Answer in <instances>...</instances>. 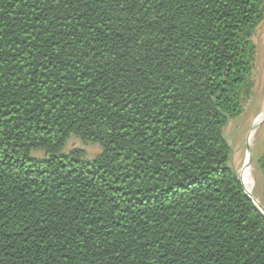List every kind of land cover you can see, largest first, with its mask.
<instances>
[{"label": "trees", "instance_id": "1", "mask_svg": "<svg viewBox=\"0 0 264 264\" xmlns=\"http://www.w3.org/2000/svg\"><path fill=\"white\" fill-rule=\"evenodd\" d=\"M263 21L264 0H0V264H264L224 137Z\"/></svg>", "mask_w": 264, "mask_h": 264}, {"label": "rangeland", "instance_id": "2", "mask_svg": "<svg viewBox=\"0 0 264 264\" xmlns=\"http://www.w3.org/2000/svg\"><path fill=\"white\" fill-rule=\"evenodd\" d=\"M253 42L257 51L249 78L250 96L244 100L242 114L231 120L224 129V137L231 150L229 166L236 172L241 181L243 168L247 167L249 169L250 187L243 183L242 185L244 190L249 188L246 193L261 213V211H264V193L262 190L264 172L261 169V165L264 163V119L254 130L250 144L249 134L255 118L261 113L264 106V21L257 29ZM74 149L82 150L84 159L89 161L100 152L98 146L85 144L77 138L71 137L68 139L62 153L67 154ZM33 156L41 158L43 153L35 152Z\"/></svg>", "mask_w": 264, "mask_h": 264}, {"label": "bare ground", "instance_id": "3", "mask_svg": "<svg viewBox=\"0 0 264 264\" xmlns=\"http://www.w3.org/2000/svg\"><path fill=\"white\" fill-rule=\"evenodd\" d=\"M263 119H264V106L262 108L261 113L255 118V120L253 122L252 129H251V132L249 134V144L252 141V138H253V135H254L253 134L254 133V130L260 125V123L262 122ZM241 178H242V183L244 185H248V187H250L249 169L247 167H244L243 168L242 173H241ZM245 191L248 192L249 191V188H248V190H245ZM250 196H251V194H250Z\"/></svg>", "mask_w": 264, "mask_h": 264}, {"label": "water", "instance_id": "4", "mask_svg": "<svg viewBox=\"0 0 264 264\" xmlns=\"http://www.w3.org/2000/svg\"><path fill=\"white\" fill-rule=\"evenodd\" d=\"M244 191H245V190H244ZM245 193H246V191H245ZM246 195H247V193H246ZM247 196H248V195H247ZM248 197H249V196H248ZM261 214L264 215V211H261Z\"/></svg>", "mask_w": 264, "mask_h": 264}]
</instances>
